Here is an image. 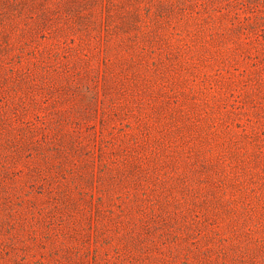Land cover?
<instances>
[{"label":"rangeland","instance_id":"374dc122","mask_svg":"<svg viewBox=\"0 0 264 264\" xmlns=\"http://www.w3.org/2000/svg\"><path fill=\"white\" fill-rule=\"evenodd\" d=\"M0 264H264V0H0Z\"/></svg>","mask_w":264,"mask_h":264}]
</instances>
